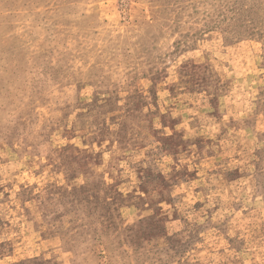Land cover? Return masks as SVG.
<instances>
[{
    "label": "rangeland",
    "instance_id": "obj_1",
    "mask_svg": "<svg viewBox=\"0 0 264 264\" xmlns=\"http://www.w3.org/2000/svg\"><path fill=\"white\" fill-rule=\"evenodd\" d=\"M0 264H264V0H0Z\"/></svg>",
    "mask_w": 264,
    "mask_h": 264
}]
</instances>
